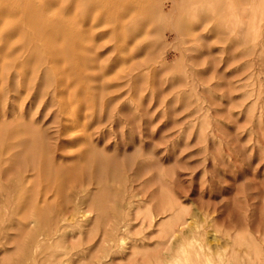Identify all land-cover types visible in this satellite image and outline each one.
Instances as JSON below:
<instances>
[{"label":"rangeland","instance_id":"1","mask_svg":"<svg viewBox=\"0 0 264 264\" xmlns=\"http://www.w3.org/2000/svg\"><path fill=\"white\" fill-rule=\"evenodd\" d=\"M40 1L64 20L87 17L89 0ZM150 3L124 21L109 0L91 11L83 28L103 21L85 52L91 68L0 57V190L35 176L16 155L27 146L9 145L34 128L58 161L86 133L112 161L105 202L86 200L100 181L82 168L63 187L28 180L51 202L41 215L0 197V264H33L26 246L39 264H264V0Z\"/></svg>","mask_w":264,"mask_h":264},{"label":"bare ground","instance_id":"2","mask_svg":"<svg viewBox=\"0 0 264 264\" xmlns=\"http://www.w3.org/2000/svg\"><path fill=\"white\" fill-rule=\"evenodd\" d=\"M109 1L114 2V4L122 8L123 21L125 19L130 20L137 15L144 3L145 11L149 12L152 9L150 0ZM104 3L105 0H89L86 11L87 17L95 7L104 6ZM57 12L45 8L40 0H0V40H3V46L0 47V57L12 56L15 59V64L19 62V67H22L23 64H33L34 67L38 65L39 68L41 65L46 66L49 60L65 59L70 61L73 58H77L85 67H90L86 63L85 52L91 49L90 42L96 40L97 34L95 29L103 22L101 16L99 15L98 22L92 23L88 28H83L86 21H88L87 17L82 22H79L74 16L64 20L60 17V12ZM183 27L186 31L191 30L189 23L186 21L183 22ZM130 32L134 37H139L141 34L140 31L132 29H130ZM22 50L31 51V58L28 56L22 60V56L24 55L21 53ZM93 66L91 65V67ZM96 67L101 68V72L104 75L108 74L110 69L108 66L97 65ZM34 72L35 69L33 68L32 74ZM71 92L64 93V99L70 98L73 94ZM70 112H73V109H70ZM73 120L79 122L76 116ZM25 124L27 122H24L23 127L20 128L22 132L28 131V127L24 126ZM27 125H30V127L36 126V122L31 121ZM15 129V126L10 125L6 133L11 134ZM29 132L30 134L32 132L31 138L29 137L24 141H17L13 144L10 143L9 145H12L11 147H17L22 144L27 146L25 153L18 151L16 155L24 156L27 159V165H33L34 169H36L35 176L31 177H41L50 186L59 184L60 187H63L65 185L64 180L70 176H74L82 168V170L89 171L91 174L96 173L100 181L97 191H87L85 193V195H88L86 200L92 199L97 204V200H102L99 201L100 203L112 197V190L103 185L102 177L110 168L112 163L111 157L106 154L104 148H97V146L92 144L93 140L90 134L86 133L82 140L86 145L77 152L74 158L71 160L63 158L61 161H58L48 153L49 148L47 144L44 147L35 145L36 136L47 140L48 134L39 128H34ZM80 140L81 138L78 139V141ZM31 177L20 176L18 179L20 187L16 190L1 189L0 197L6 200L12 198L19 199L20 205H28L33 214L41 215L48 211L51 207V202L46 197L40 200L32 197L31 189L27 185ZM103 207L106 209V205ZM87 211L89 210L86 209L84 213L86 214ZM25 227L27 226L23 224L19 228L24 229ZM33 238L32 235L29 242ZM23 253L31 256L33 264L41 262L35 255L30 254L28 246L24 247Z\"/></svg>","mask_w":264,"mask_h":264}]
</instances>
